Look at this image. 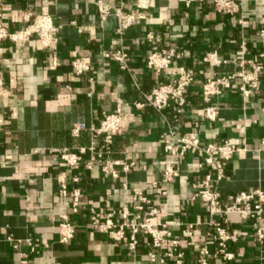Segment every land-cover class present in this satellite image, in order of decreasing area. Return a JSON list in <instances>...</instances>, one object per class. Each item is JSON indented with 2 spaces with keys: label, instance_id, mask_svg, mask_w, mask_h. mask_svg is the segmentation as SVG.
I'll list each match as a JSON object with an SVG mask.
<instances>
[{
  "label": "crops",
  "instance_id": "crops-1",
  "mask_svg": "<svg viewBox=\"0 0 264 264\" xmlns=\"http://www.w3.org/2000/svg\"><path fill=\"white\" fill-rule=\"evenodd\" d=\"M98 0H1L0 23L9 31L24 28L23 14L49 15L60 28L59 42L50 51L41 50L37 38L22 43H0V264H162L148 258L153 249L146 237L140 238L133 256L124 245L116 246L92 230L86 213L71 217L78 226L75 239L67 246L59 243L57 224L67 213L58 197L55 176L62 172L56 150H76L90 143V135H71L76 124L99 126L104 114L116 111L121 103L124 131L115 140L117 156L126 154L138 167L128 180L154 200L161 216L156 222L197 225L196 242L183 241V264H196L201 238L210 231L208 215L198 202H188L193 184L203 173V158L190 153L181 166L180 178L167 185L163 181L164 154L162 135L177 127L182 136L196 131L203 144L226 140L247 142L248 153L237 154L229 162L225 178L219 183L222 196L254 190L264 191V84L244 101L240 81L214 99L220 107L219 119L206 122L202 117V85L214 74L237 72L242 44L249 59L258 60L264 52V0H244L242 13L235 17L217 14L213 0L187 7V0H103L124 11L138 10L145 19L124 36L116 34L117 20L101 22L95 2ZM242 22V24H241ZM154 39L150 42L148 34ZM125 50L131 72L122 71L103 54ZM175 49L183 58L172 70H195L199 76L187 96V105L178 113L174 107L157 113L138 111L158 80L148 69L153 51ZM217 52L226 66H210L205 56ZM82 59L89 73L76 77L71 63ZM166 79V78H164ZM175 115L179 122L173 123ZM81 175L84 204L107 212L124 205L120 180L103 176L98 169ZM155 184V185H154ZM166 195L162 196V192ZM231 230L242 236L229 245L234 260H212L210 264H264V250L254 241L255 224L237 215L229 218ZM183 228L172 227L175 239L183 240ZM28 241L38 245L31 253ZM214 250V249H213ZM25 254L27 257H21ZM163 264H174L166 261Z\"/></svg>",
  "mask_w": 264,
  "mask_h": 264
},
{
  "label": "built area",
  "instance_id": "built-area-1",
  "mask_svg": "<svg viewBox=\"0 0 264 264\" xmlns=\"http://www.w3.org/2000/svg\"><path fill=\"white\" fill-rule=\"evenodd\" d=\"M244 0H213L212 4L217 14L235 17L242 13ZM204 0H187L186 6L203 3ZM1 5V0H0ZM100 21L106 22L110 17L117 20L116 34L120 37L138 22L145 19L138 10L124 11L122 6H113L103 0L95 2ZM24 28L18 31H9L0 23V43L10 41L22 43L32 37L37 38L41 50L50 52L58 44L60 28L55 26L51 16H33L30 12L23 14ZM242 24V22H241ZM264 39V30L260 31ZM147 39L152 42L154 36L150 33ZM105 59H111L122 71L131 72L130 57L125 50L103 54ZM183 54L175 49L153 51L147 61V67L162 79L158 80L152 91L144 95L142 102H136L134 108L138 111L152 109L162 113L171 107L180 113L187 105V96L191 87L196 83L199 74L192 69L176 73L171 66L181 60ZM206 64L210 66H226L228 62L222 60L217 52H210L205 56ZM72 71L76 77L90 72L91 67L82 59H75L71 63ZM237 72L214 74L207 78L202 85L201 101L204 105L202 117L206 122L215 123L219 119L220 107L214 99L220 97L224 91L233 87L240 81L239 91L244 101L258 92L264 84V52L258 60L249 59V50L246 44L241 45ZM166 78V79H164ZM2 84H0V94ZM121 103L114 113L104 114L99 126H86L76 124L71 129V135L79 138L82 133L90 135V143L76 150H56L62 172L54 180L57 186L58 197L64 201L67 213L62 214L58 220L57 232L59 243L69 245L76 237L78 226L71 217L87 214V220L92 230L108 238L114 245H124L131 255H135L140 244V238L146 237L153 253L148 254L151 262L159 259L156 252L162 253L161 263L172 261L174 264H183L184 254L181 251L183 241L196 242L197 225L169 222H156L161 211L154 205V200L141 190H134L129 183V176L137 169L138 162L129 159L122 153L117 156L115 140L124 131ZM179 122L175 115L173 123ZM164 154L163 181L169 185L180 178L179 166L185 158L193 152L202 158L199 171L203 173L200 180L193 184L194 193L188 202L200 203L208 215L210 231L201 238L203 245L198 249L196 264H210L212 260L229 262L234 255L228 251L231 243H236L242 236L239 230L229 228V218L237 215L243 221L255 224L254 241L261 250H264V191L254 190L236 195L222 196L218 190L219 183L225 178L229 162L237 154L248 153L247 142L243 140H226L222 143L203 144L198 133L194 130L180 136L177 127H172L161 137ZM264 147V141L262 142ZM91 173L99 172L113 181L120 180V189L124 196V205L119 209H110L107 212L84 204L85 194L80 187L81 175L70 176L72 172ZM155 185V184H154ZM166 192H162V196ZM172 227L183 228L182 238L175 239ZM31 253L37 251L38 245L28 241ZM214 249V250H213ZM26 258L25 254L21 255Z\"/></svg>",
  "mask_w": 264,
  "mask_h": 264
}]
</instances>
